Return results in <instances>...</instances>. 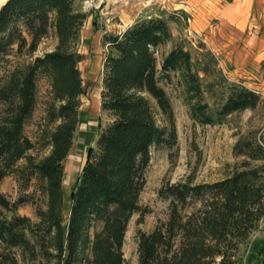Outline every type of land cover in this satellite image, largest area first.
Masks as SVG:
<instances>
[{"label": "trees", "instance_id": "obj_1", "mask_svg": "<svg viewBox=\"0 0 264 264\" xmlns=\"http://www.w3.org/2000/svg\"><path fill=\"white\" fill-rule=\"evenodd\" d=\"M87 15L75 0H6L0 6V65L12 52H33L54 28L56 48L33 64L14 66L0 80V184L17 162L33 149L25 128L37 102L36 83L41 73L50 78L53 96L60 103L56 117L62 124L52 138V152L30 172L46 181L48 209L36 210L39 222L17 214L27 202L9 201L0 193V264H126L122 247L134 214L148 212L139 198L152 147L174 145L176 134L170 99L161 86L172 73L181 72L192 99L191 117L200 124L221 123L228 115L253 110L261 98L245 87L223 92L220 104L203 101L210 85H203L206 68H199L191 53L174 46L158 63L159 50L173 41L169 19L143 18L121 34H104L100 103L113 113L86 158L63 214V161L69 153L84 93L76 50ZM148 98L167 118L171 128L157 125ZM239 155L264 159V148L251 142ZM169 202L167 219L149 232L137 233L138 264H221L232 252L228 230L247 235L264 215V181L260 167L239 168L224 180L193 185L165 183L158 191ZM223 243L225 250L213 246ZM227 244V245H226ZM264 263V241L258 250Z\"/></svg>", "mask_w": 264, "mask_h": 264}, {"label": "rangeland", "instance_id": "obj_2", "mask_svg": "<svg viewBox=\"0 0 264 264\" xmlns=\"http://www.w3.org/2000/svg\"><path fill=\"white\" fill-rule=\"evenodd\" d=\"M183 1L169 0L168 9L162 10L157 6L142 8L133 0H75L76 7L87 15L76 46L77 52L83 56L78 68L84 93L78 108V121L71 147L63 161L62 196L65 217L68 215L71 191L85 162L87 150L94 146L98 133L114 118L113 113L103 110L100 103L102 65L106 54V48L102 44L104 34H119L128 24L132 25L139 19L162 16L169 19L173 41L159 50L158 63L174 46L188 50L198 67L207 69L206 75L203 72L199 75L203 78L204 86L210 85L203 95V101L209 107H217L221 94L233 86L255 91L262 100L255 109L228 115L221 123L200 124L191 117L195 99H192L181 72L172 73L169 82L161 81L171 102L176 140L171 147L150 149V161L144 174L145 184L139 198L140 206L148 212L144 215L134 214L128 223L122 247L126 264H138L137 233H149L159 222L167 219L169 202L158 195L165 183H215L231 176L243 166L260 167L264 181V159L253 161L245 155H239L240 147L236 148L238 145L242 148L250 142L264 148V24L260 27L256 41L249 42L246 47L250 48L247 53L241 48H230L235 44L239 45V41L228 47L224 46L223 50L212 51L191 28L192 13L176 7L175 3ZM2 2L0 0V6ZM231 3L232 0H222L227 8H230ZM207 4L214 14L221 12V17L230 18L231 12L227 8L223 12L219 7L216 9V5ZM172 12L178 15H172ZM214 22L215 19L211 25ZM57 42L54 28H51L35 51L30 52L25 48L21 53L12 52L8 64L0 65V80L14 66L31 65L37 58L53 51ZM242 44L243 41L240 42V47ZM36 87L35 110L25 128L34 147L17 162L14 170L0 184V193L9 201L26 198L27 202L18 208L17 214L29 218L33 225L39 222L36 210L48 209V194L46 181L30 172L50 156L51 138L62 124V120L56 117L60 103L53 96L50 78L41 73ZM148 102L157 125L169 130L171 125L167 118L152 99L148 98ZM227 233L226 239H230L227 248L231 249L233 245L235 247L231 251L226 249V253L232 252L233 257L232 263L229 256L225 262L264 264L258 255L264 241V215L247 235H241L236 229L228 230ZM212 244L225 250L223 243L217 241ZM222 258L221 255L216 256L214 264H221Z\"/></svg>", "mask_w": 264, "mask_h": 264}, {"label": "crops", "instance_id": "obj_3", "mask_svg": "<svg viewBox=\"0 0 264 264\" xmlns=\"http://www.w3.org/2000/svg\"><path fill=\"white\" fill-rule=\"evenodd\" d=\"M5 1L3 0L2 4ZM207 3L216 5L215 8L219 7L223 12L227 8L222 4V0H184L175 4L178 9L192 13L191 28L212 51L223 50L224 46L228 47L231 43L239 41V45L235 44L230 48H241L247 53L250 48L246 47L249 42L256 41L260 27L264 24V0H232L230 8H227V11L231 12L230 18L221 17V12L214 14ZM213 19L215 22L211 25ZM130 26L131 24H128L119 34Z\"/></svg>", "mask_w": 264, "mask_h": 264}, {"label": "built area", "instance_id": "obj_4", "mask_svg": "<svg viewBox=\"0 0 264 264\" xmlns=\"http://www.w3.org/2000/svg\"><path fill=\"white\" fill-rule=\"evenodd\" d=\"M123 1V0H121ZM136 4L141 5L142 8H153V6L160 7L162 10L168 9L169 0H133ZM172 15L177 16L178 14L172 12Z\"/></svg>", "mask_w": 264, "mask_h": 264}]
</instances>
